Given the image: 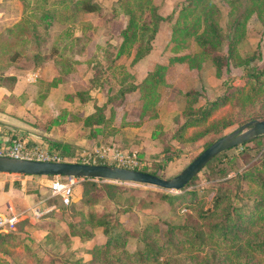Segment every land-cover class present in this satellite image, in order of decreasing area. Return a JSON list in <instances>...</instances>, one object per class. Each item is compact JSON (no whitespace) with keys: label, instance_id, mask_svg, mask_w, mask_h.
<instances>
[{"label":"trees","instance_id":"1","mask_svg":"<svg viewBox=\"0 0 264 264\" xmlns=\"http://www.w3.org/2000/svg\"><path fill=\"white\" fill-rule=\"evenodd\" d=\"M119 2L127 23L119 33L114 59L132 56L131 63L137 64L146 58L160 23L167 21L169 36L163 53L169 55L168 65L200 71L210 62L218 80L232 69L242 72L237 86L222 82L213 100H207L202 84L176 91L184 105L173 118L174 140L192 144L210 134L218 137L234 125L264 120V0H184L166 16L158 13L153 0ZM22 3L23 16L0 36V87L13 88L17 79L6 73L19 60L30 62L33 68L51 63L58 76L37 81L19 97L22 102L31 98L42 106L63 76L77 74L82 64L99 66L97 52L108 50L94 45L95 50L88 51L89 42L75 35L79 16L99 11L93 0ZM252 19L261 27V38L250 55H245L247 25ZM81 27L84 31L87 25ZM168 65L156 64L140 80L121 71L116 90L107 94L105 104H93L85 114L60 109L49 120L50 126L73 123L90 143L122 149L112 141L123 128L158 119L161 97L171 88L165 79ZM94 69L92 79L76 85L64 96L65 101H91L89 91L99 85V71ZM129 101L140 102V107L131 109L130 119L125 114L124 119H117L116 108ZM227 106V113L209 122L215 112ZM189 129L197 132L186 136ZM109 138L114 140L104 142ZM151 138L158 139V133ZM214 141L206 142L204 149ZM51 147L69 153L66 146ZM178 149L167 144L169 155L152 157L151 167L141 171L164 179L174 177L181 170L165 176L164 169ZM234 149L240 150L243 166L224 152L177 193L84 180L76 187L78 201L62 210L65 227L54 219L56 210L43 222L18 219L14 231L0 233V264H264V136ZM200 179L203 186L198 185ZM34 229L44 232L40 241L33 238ZM73 242L78 248L71 250ZM50 243L65 246V251H51L38 258L36 249Z\"/></svg>","mask_w":264,"mask_h":264},{"label":"rangeland","instance_id":"2","mask_svg":"<svg viewBox=\"0 0 264 264\" xmlns=\"http://www.w3.org/2000/svg\"><path fill=\"white\" fill-rule=\"evenodd\" d=\"M93 1L99 6V11L96 13L80 15L79 16L80 25L77 26L75 35L80 37L83 36L82 37L83 40H85V42L87 41V43L89 42L88 51L92 49L94 51L95 50L94 45H98L108 50V52H104V53L102 51L97 52V57L100 64L99 66L93 64L92 67L87 68L84 64H82L77 69L78 75L73 74L72 77L71 75L63 76L62 82L59 83L55 88H51L49 90V94L48 97L46 98V104L44 108L35 106L33 103H28L27 109H25L26 112H23L22 109L21 111L23 113L20 112L21 114L25 113L24 116L26 118L36 121H44L49 118L51 119L64 106L69 108L72 112L85 114L91 111V106L93 104H97V105L105 104L107 100V94L109 92H114L116 90V81L120 77L119 73L121 71L126 70L134 74L137 80H140L156 64H162L159 63L160 60L163 59L164 61L168 62L169 55L163 53V50L167 44L168 36H169L170 24L167 21L166 22L163 21L160 23L158 32L155 37L153 49L146 58H144L137 64L131 63L132 56L123 57L122 59H118V60L114 59V55L116 52L115 49L120 42L119 33L126 26L127 18L121 13L119 0H93ZM183 1L184 0H153V3L155 6H157L158 13L161 16H166L173 9H176ZM222 10L223 13H225L226 10L225 7H222ZM23 14H24V7L22 0H0V36L4 35L7 29L11 28L16 22H18L23 16ZM81 25H87V28H85V30L82 31ZM247 30H248V34H247L248 37H247L246 46L243 49V54L250 55L251 49L256 47V45L260 41L261 27L255 19H252L247 25ZM107 43H110V47L107 45ZM93 67L94 68L97 67L99 71L97 76L99 79L98 81L99 85L89 91V96L91 98V101L88 102L87 104H80L77 100H74L73 102L65 101L64 96L66 94L72 93L76 85L86 84L89 80L92 79L95 70ZM186 69L180 71L178 74H184L185 76H189V79L191 78L192 80L188 81L186 77V79L184 80L186 81V84L179 83V85L177 84L176 86L177 88L182 89L184 91H181L174 87L173 82L175 81V74L174 73L168 74V80L172 83H168V81L166 82L169 84L171 88L170 90L166 91L165 94L162 95L161 99L164 98V100L168 101L170 98L174 99L176 97H181L180 95H176V91L179 90L180 92H185L193 87L197 88L199 87L200 84H202V86L205 89L207 100H213L215 94L219 93V91H216V89L222 82L226 83L225 86H229V85L237 86L240 83L242 77L241 70L232 69L229 75H225L222 80H218L214 76V66L210 62L205 63L200 71L189 70V69L186 70ZM6 75L15 76L16 79L20 81L22 84H26V83L28 84L29 82L31 83L33 82L34 84L39 80L51 81L54 77L58 76V73H57V69H55L51 63H46L45 65L40 66L38 68H33L30 62L27 63L22 59L17 61L16 64L10 67ZM31 75L32 78L34 79L29 78V76ZM185 76H182V78H184ZM174 93L176 96L174 95ZM166 101H164L162 105L159 103L158 114H161L160 118L158 115V119L153 120L155 122V125L151 136L153 135L154 132L158 133L159 138L156 139V141L154 142L150 141L151 139L150 136H146V137L136 136L138 138L135 139L134 142L112 141L115 145H118V147L122 148V150L124 151H131L133 150L130 149L132 147L139 148L140 142L147 143L148 146L146 145L145 147H143L144 149L146 148L145 151L144 150L138 151V154L139 153L143 154V158L141 159H143V161L148 163V165H146L145 168L151 167L153 161L152 157L158 156L161 158L169 155L168 151L167 152L165 151L167 144H169L171 147L178 146L179 149L176 152L171 153L172 160L165 166L164 169L165 176L172 175L178 172L179 170H182L192 159H194L204 149V145L206 142L211 141L212 139L216 140L217 138L225 134H228L233 130H235L236 128L240 127L238 125H234L224 130L223 133L218 137H215L210 134L192 144L182 145L178 143L176 140H174L172 136L176 131V125L173 122V118L176 115V113H179L182 110L184 105V99L182 97L177 98V102H175V104H172L171 107L167 105ZM140 104H141L140 102L129 101L126 102V104L122 105L121 107L119 108L117 107L116 112H122L123 113L121 115L122 118L123 117L125 118V115H127L126 117L130 119L131 111H132L131 109L133 107L134 108L140 107ZM228 110H229L228 106L218 110L211 117L209 122H212L220 118L225 113H227ZM157 124L161 126V129L156 128ZM128 127L129 126H127V128ZM195 132H197V129H189L186 136H191ZM121 135H123V133L119 134V136ZM119 136L117 135L116 137L119 138ZM112 139L113 138L111 139L109 138L104 142L109 143L111 142ZM165 143H167L166 146ZM89 145L92 146L95 144L90 143ZM239 151H240L239 149L233 148L228 150L227 154L228 156H234L236 159V163L238 164L239 167H241L243 166L244 159L239 155L238 153ZM232 174L233 173H231L230 176H233ZM198 182H199L198 183L199 186H203L205 184L203 179H200ZM126 186H138V185H126ZM42 192L43 193L40 199L43 197L46 200H48V202L53 201L52 203H54L56 207L54 211L57 210L56 211L57 213L53 217L54 219H56L59 225L65 227V222L62 216L63 213L62 210L67 209V207L72 206L75 202L78 201V194L76 188L74 190L73 199L67 206L61 205L58 198L49 197L50 183H47L45 186H43ZM54 211L47 214L45 218L51 216V214ZM45 218L43 217L42 219H40V221L44 220ZM71 248H72L71 250L78 248V244L73 242ZM51 251L54 253L63 252L65 251V246L58 247L55 243H50V244H46V246L43 245L36 249L37 256L40 259L43 258L45 254H49Z\"/></svg>","mask_w":264,"mask_h":264},{"label":"crops","instance_id":"3","mask_svg":"<svg viewBox=\"0 0 264 264\" xmlns=\"http://www.w3.org/2000/svg\"><path fill=\"white\" fill-rule=\"evenodd\" d=\"M169 61L170 60H168L167 62L162 59L159 63L168 65ZM184 69H186V66L184 65H168L166 81H168V83H172L168 80V74L171 73L175 74V81L173 82L175 88H177L176 86L177 84L179 85V83L186 84V81H184L186 77L188 81L192 80L191 78L189 79V76L178 74ZM31 76H29V78L34 79ZM182 76L185 77L182 78ZM28 84H22L20 81L16 80V83L10 90L4 87H0V144L6 142L9 137L21 138L25 139L28 143H37L48 150L60 151L69 158L75 155V153L80 149L91 148L96 145H89L90 142L83 134V131L73 123H63L58 126H50V118L44 121H36L26 118L24 116L25 113L21 114L23 112H26L25 109H27L28 103H33L31 98H28L24 102H22L19 98L25 89L32 88L33 82H29ZM179 90L184 91L182 89ZM12 98H15V102H11ZM177 98L181 97H176L174 99L170 98L168 101L162 98L160 100V104L162 105V103L166 101L167 105L171 107L172 104H175V102H177ZM45 104L46 100L44 101L42 106L38 107L44 108ZM34 105L37 106L36 104ZM21 109L23 112L21 111ZM61 109L70 111V109L66 106ZM122 114V112H116L117 119H120ZM158 115L160 118L161 114ZM154 125V121H147L140 127L123 128L121 130V133H123V135H118L119 138L116 137L114 139L117 142H134L135 139L138 138L136 136L151 137ZM7 131L11 134L9 137ZM150 141L154 142L156 140H153L151 138ZM53 145H58L60 147L66 146L69 149V153L65 152L61 148L51 147ZM146 145L148 146L147 143L140 142L139 148L132 147L130 149L145 151L146 148L144 149L143 147H145ZM51 181L52 178L50 177H30L0 174V214L9 217L18 216V219L26 218L32 224L43 222L44 220L35 221L30 218L29 208L36 204H41V206H48L50 204L48 200H46L45 198L40 199V197L43 193V186H45L47 183H50ZM31 234L37 242L42 239L44 232L39 229H34Z\"/></svg>","mask_w":264,"mask_h":264},{"label":"water","instance_id":"4","mask_svg":"<svg viewBox=\"0 0 264 264\" xmlns=\"http://www.w3.org/2000/svg\"><path fill=\"white\" fill-rule=\"evenodd\" d=\"M264 136V120L250 121L215 140L192 159L177 175L164 179L141 170L102 164L37 162L0 156V174L16 176L65 177L107 183L138 185L170 193L181 191L213 158L230 149Z\"/></svg>","mask_w":264,"mask_h":264},{"label":"built area","instance_id":"5","mask_svg":"<svg viewBox=\"0 0 264 264\" xmlns=\"http://www.w3.org/2000/svg\"><path fill=\"white\" fill-rule=\"evenodd\" d=\"M7 134L8 137L11 135L8 131ZM0 156L37 162L102 164L133 170H141L148 165L139 157L137 150L124 151L109 145L98 144L91 148L80 149L69 158L60 151L48 150L37 143H28L25 139L16 137H9L6 142L0 144ZM82 181L84 180L81 178L52 177L49 197L58 198L61 205L67 206L73 199L75 188ZM55 209L54 203L48 206L36 204L29 208V216L39 221ZM17 220L18 216L9 217L0 214V233L14 231Z\"/></svg>","mask_w":264,"mask_h":264}]
</instances>
